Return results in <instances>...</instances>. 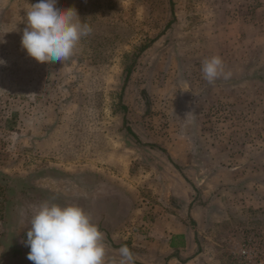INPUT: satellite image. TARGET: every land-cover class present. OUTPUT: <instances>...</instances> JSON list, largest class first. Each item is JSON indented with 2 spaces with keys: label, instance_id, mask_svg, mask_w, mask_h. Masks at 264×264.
<instances>
[{
  "label": "rangeland",
  "instance_id": "rangeland-1",
  "mask_svg": "<svg viewBox=\"0 0 264 264\" xmlns=\"http://www.w3.org/2000/svg\"><path fill=\"white\" fill-rule=\"evenodd\" d=\"M35 2L0 0V264H32L46 200L142 257L185 221L189 264H264V0H59L92 27L62 63L21 48ZM212 56L229 79L203 78Z\"/></svg>",
  "mask_w": 264,
  "mask_h": 264
},
{
  "label": "clouds",
  "instance_id": "clouds-1",
  "mask_svg": "<svg viewBox=\"0 0 264 264\" xmlns=\"http://www.w3.org/2000/svg\"><path fill=\"white\" fill-rule=\"evenodd\" d=\"M23 19L21 48L37 63L69 60L82 39L92 33L78 10L62 8L59 0H36ZM4 64L0 59V66ZM201 71L209 84L232 75L219 56L205 59ZM28 228L23 243L29 248L27 259L32 264H117L115 258L107 257L105 234L78 205L43 201L33 208ZM114 251L119 253L118 264H134V254L126 244Z\"/></svg>",
  "mask_w": 264,
  "mask_h": 264
},
{
  "label": "crops",
  "instance_id": "crops-1",
  "mask_svg": "<svg viewBox=\"0 0 264 264\" xmlns=\"http://www.w3.org/2000/svg\"><path fill=\"white\" fill-rule=\"evenodd\" d=\"M105 243L108 249L115 250L121 247H113L111 242L106 239ZM147 244L152 245V250L150 249L152 252L146 257L134 252V264H189L191 259L184 260L183 258L189 257L197 248L194 230L185 221L174 223L163 221L162 228ZM112 253L116 254V258L119 257V253ZM144 258L147 259L143 260Z\"/></svg>",
  "mask_w": 264,
  "mask_h": 264
},
{
  "label": "trees",
  "instance_id": "trees-1",
  "mask_svg": "<svg viewBox=\"0 0 264 264\" xmlns=\"http://www.w3.org/2000/svg\"><path fill=\"white\" fill-rule=\"evenodd\" d=\"M170 3H172L171 0H170ZM136 55H137V54H136ZM131 68H132V66H129V67L126 68V77H125V81L127 80L128 76H129V73H130V71H131ZM128 131H129V129H128ZM3 197H4V193H3L2 190L0 189V204H1V202H2Z\"/></svg>",
  "mask_w": 264,
  "mask_h": 264
}]
</instances>
